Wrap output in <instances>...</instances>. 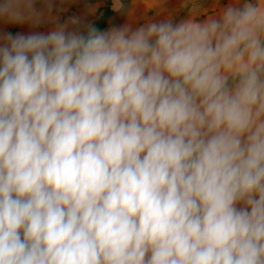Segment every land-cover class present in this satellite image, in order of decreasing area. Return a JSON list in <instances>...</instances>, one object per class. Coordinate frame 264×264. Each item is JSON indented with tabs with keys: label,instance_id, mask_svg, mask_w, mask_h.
<instances>
[{
	"label": "clouds",
	"instance_id": "1",
	"mask_svg": "<svg viewBox=\"0 0 264 264\" xmlns=\"http://www.w3.org/2000/svg\"><path fill=\"white\" fill-rule=\"evenodd\" d=\"M189 5L0 36V264H264V0Z\"/></svg>",
	"mask_w": 264,
	"mask_h": 264
},
{
	"label": "rangeland",
	"instance_id": "2",
	"mask_svg": "<svg viewBox=\"0 0 264 264\" xmlns=\"http://www.w3.org/2000/svg\"><path fill=\"white\" fill-rule=\"evenodd\" d=\"M3 0H0L2 3ZM53 9L50 14L46 13V18L38 26L30 23L15 25L0 21V36L7 32L13 35L17 33L42 32L48 33L57 24H68V30H78L86 32V26L91 24L100 31H108L124 25H130L136 29L149 22H160L171 17L174 24L184 21L190 17V8L184 7L185 0H158L155 8H151L152 0H121L123 7L116 11L113 8L114 0H52ZM202 9L211 13L215 9L224 7L229 0H199ZM43 3H37L38 9L43 8ZM71 17H79L81 23L72 25ZM199 20L205 19L202 14L197 17ZM4 41L0 39V44Z\"/></svg>",
	"mask_w": 264,
	"mask_h": 264
}]
</instances>
